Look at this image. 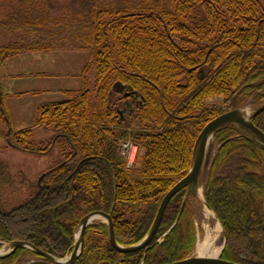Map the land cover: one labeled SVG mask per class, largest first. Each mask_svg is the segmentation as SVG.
Masks as SVG:
<instances>
[{
	"label": "trees",
	"instance_id": "16d2710c",
	"mask_svg": "<svg viewBox=\"0 0 264 264\" xmlns=\"http://www.w3.org/2000/svg\"><path fill=\"white\" fill-rule=\"evenodd\" d=\"M0 40V66L21 54L71 49L90 53L86 82L96 70L92 91H65L66 101L39 108L38 127L55 131L47 144L35 142L31 129L13 132L0 77V139L34 155L59 145L63 155L34 183L0 163V250L23 242L65 259L82 220L96 212L110 216L118 245L141 243L164 197L189 174L203 129L227 112L264 105V0H0ZM117 83L138 93L123 115L129 99L111 96ZM214 98L223 107L208 103ZM251 122L264 134V111ZM127 143L138 147L132 166ZM205 169V201L226 238L222 259L264 264L263 145L245 128L225 125ZM186 194L172 199L140 251L115 249L106 223L89 226L76 264L191 258L198 228L192 196L182 212ZM33 259L51 264L28 248L0 264Z\"/></svg>",
	"mask_w": 264,
	"mask_h": 264
},
{
	"label": "rangeland",
	"instance_id": "374dc122",
	"mask_svg": "<svg viewBox=\"0 0 264 264\" xmlns=\"http://www.w3.org/2000/svg\"><path fill=\"white\" fill-rule=\"evenodd\" d=\"M67 1L59 2L58 6L66 4ZM1 41V40H0ZM1 44V42H0ZM90 63V53L87 50L63 49L51 53H26L15 56L7 60L0 66V77L5 101L8 108L11 129L18 133L24 130L34 131V141L38 144H47L55 137L54 128L47 131L38 127L39 108L48 103L63 102L67 100L65 91H80L88 88L94 89L96 81V70L93 68L87 74L88 82L84 79L85 68ZM209 104L217 103L223 107V102L219 98L209 100ZM248 109V110H246ZM247 115L253 113V109L246 107ZM5 126L0 124V132L4 131ZM213 140L210 144L211 148ZM215 150L212 155H215ZM63 155L59 145L48 155H34L18 151L8 144L5 139H0V163L6 164L11 172L24 176L28 182H37L40 176L50 168L60 164ZM207 180V171L203 170L200 185H204ZM26 190L21 191L23 197ZM192 208L194 210L196 226L198 228V242L203 240L206 235L204 225L207 222V206L204 192H197L192 198ZM213 213V212H212ZM107 223L105 220L94 222L93 224ZM211 226L220 223L213 213ZM221 225V224H220ZM222 227V226H221ZM225 241L224 230L220 234L219 246H223ZM197 245L194 251L196 257ZM9 244L4 245L0 254L11 250ZM68 256L64 260H68ZM39 260H30L25 264H31ZM47 263H53L46 260Z\"/></svg>",
	"mask_w": 264,
	"mask_h": 264
},
{
	"label": "water",
	"instance_id": "95a60500",
	"mask_svg": "<svg viewBox=\"0 0 264 264\" xmlns=\"http://www.w3.org/2000/svg\"><path fill=\"white\" fill-rule=\"evenodd\" d=\"M115 94H117V95H123L124 94L125 97H132V96L136 97V96H138V93L135 92L131 86L124 85L122 83H117L113 87V90L111 92V96H113ZM132 107H133V105L131 103H127L126 108L122 112H120V114L123 115V114L127 113L128 110L132 109ZM263 111H264V105L257 111V113H260ZM228 124H235V125L241 126V127L245 128L246 130L250 131L259 139V141L262 143L263 148H264V134L259 129H257L252 124L251 121L248 120V122H247L244 119H242V111H240V110H234V111L228 112L226 114L219 116L218 118H216L212 122H210L203 129V131L201 132V134L199 135V137L197 139V142L195 145V151H194L193 166H192L189 174L184 179H182L164 197V199L160 205L158 214L156 216L154 225H153L149 235L141 243L134 245V246H131V247H122V246L118 245V243L116 241V237H115V231H114L113 223H112L110 216L105 214V213L96 212V213H92V214L86 216L82 220V222L80 224V229H81L80 247L76 243L75 250L68 260L57 259V258H55L49 254L43 253L39 250H36L31 245L23 243V242L12 243L11 244L12 249L9 251V253H7L5 255L0 254V259L5 258L7 256H10L11 254L16 252L20 248H30L33 251H35L36 253H38L40 256H42L44 259L49 260L53 263L76 264L77 259L79 258V256L82 254V251H83L85 232H86L87 228L90 225H92V223H90V219L96 215L101 216L103 218V220H105L108 223L110 242L115 247V249H117L118 251L123 252V253H129V252L140 251V250L146 248L155 238V236H156V234L160 228V225L162 223L165 212H166L170 202L172 201V199L179 192H181L184 189H187L186 198H185L183 206H182V212H183L189 196L190 195L194 196L197 194L199 187H200V176H201V173H202L204 166H205V161H206L207 152H208V148H209V141H210V139H213L214 134L218 131V129H220L221 127L228 125ZM223 251H224V247L222 248V252L218 258L192 257V258L186 259L184 261L176 262V263H172V264H237V263H233V262L223 260L221 258Z\"/></svg>",
	"mask_w": 264,
	"mask_h": 264
},
{
	"label": "bare ground",
	"instance_id": "6f19581e",
	"mask_svg": "<svg viewBox=\"0 0 264 264\" xmlns=\"http://www.w3.org/2000/svg\"><path fill=\"white\" fill-rule=\"evenodd\" d=\"M242 119L248 122L245 113H242ZM212 142V139L209 141V145ZM199 192L203 194L204 189H199ZM207 222L204 225V229L206 230L205 238L199 241L196 250V256L200 258H218L222 252V246L218 245L220 234L222 232V227L220 223L216 224L215 226H211V218L213 213L208 208L207 209ZM103 220V218L99 215H96L90 219V223H94L97 221ZM77 237V245L80 247L81 244V229L76 233ZM6 251H3L1 254H5Z\"/></svg>",
	"mask_w": 264,
	"mask_h": 264
},
{
	"label": "built area",
	"instance_id": "2783aa9c",
	"mask_svg": "<svg viewBox=\"0 0 264 264\" xmlns=\"http://www.w3.org/2000/svg\"><path fill=\"white\" fill-rule=\"evenodd\" d=\"M138 152V148L133 146L132 144H125L124 145V153L128 158L129 165H133L136 159V155Z\"/></svg>",
	"mask_w": 264,
	"mask_h": 264
},
{
	"label": "flooded vegetation",
	"instance_id": "af4514ba",
	"mask_svg": "<svg viewBox=\"0 0 264 264\" xmlns=\"http://www.w3.org/2000/svg\"><path fill=\"white\" fill-rule=\"evenodd\" d=\"M128 99H129V101H128V102H130V101H131V103L135 101V100L133 101L132 99H130V97H128ZM132 104H133V103H132Z\"/></svg>",
	"mask_w": 264,
	"mask_h": 264
}]
</instances>
